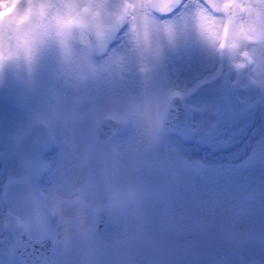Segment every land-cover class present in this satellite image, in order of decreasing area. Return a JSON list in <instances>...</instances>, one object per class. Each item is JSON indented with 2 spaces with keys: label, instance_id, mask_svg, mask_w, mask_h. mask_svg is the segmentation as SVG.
Returning <instances> with one entry per match:
<instances>
[{
  "label": "rangeland",
  "instance_id": "obj_1",
  "mask_svg": "<svg viewBox=\"0 0 264 264\" xmlns=\"http://www.w3.org/2000/svg\"><path fill=\"white\" fill-rule=\"evenodd\" d=\"M87 2L102 6L99 19L82 14ZM148 3L31 0L24 11L34 5L51 34L34 65L21 62L29 45L0 36V264H18L11 229L51 235L60 264H264V8L232 18L175 0L160 15ZM74 25L117 43L98 58L69 37ZM246 29L251 41H233ZM203 79L214 80L184 99L186 136L162 135L171 94ZM107 114L121 128L102 147L95 127ZM99 207L111 223L97 236Z\"/></svg>",
  "mask_w": 264,
  "mask_h": 264
},
{
  "label": "clouds",
  "instance_id": "obj_2",
  "mask_svg": "<svg viewBox=\"0 0 264 264\" xmlns=\"http://www.w3.org/2000/svg\"><path fill=\"white\" fill-rule=\"evenodd\" d=\"M30 3L31 0H0V36L7 40L9 46H17L20 52L23 51L20 48L22 44L34 50L51 37L50 33L40 30L41 21L35 13L34 5L24 11L25 5ZM59 7L50 6V15L54 10L59 11ZM78 7L85 17L100 18L101 5L87 2Z\"/></svg>",
  "mask_w": 264,
  "mask_h": 264
},
{
  "label": "snow or ice",
  "instance_id": "obj_3",
  "mask_svg": "<svg viewBox=\"0 0 264 264\" xmlns=\"http://www.w3.org/2000/svg\"><path fill=\"white\" fill-rule=\"evenodd\" d=\"M203 3L205 4L206 8L209 10L208 12H210L213 16L217 15V9L220 8L222 9V11L219 13L220 15H230L231 14V9L233 8H237L238 10H241L242 12V16L244 15H248L252 10L251 8H248L245 6V3L243 2V0H229L228 3H225L223 5H217V6H213L214 4H210L208 2V0H203ZM247 3L251 4L252 0H247ZM259 3H264V0H259ZM145 4H141L139 7H137L136 9L142 10L145 8L144 6ZM146 6L148 8H151L153 11H161V5L159 4H154V3H148L146 4ZM167 7H171V3H169L167 5ZM207 12V13H208ZM161 14H168L167 12H162ZM206 15L202 18L205 19ZM202 27L204 29V31L207 33L209 39L213 40V41H217L218 35L219 33L214 32L212 30H210L209 28L204 27V25L202 24ZM59 30L63 31L64 29V25H59L58 26ZM255 31L254 30H244L241 32H236L235 34H233L232 39L233 41L237 40V39H244L247 41H251L255 35ZM225 36H227V32H225ZM220 47L221 48H226L227 45L224 41H221L220 43ZM233 47H235V44H232ZM247 55V54H245Z\"/></svg>",
  "mask_w": 264,
  "mask_h": 264
},
{
  "label": "water",
  "instance_id": "obj_4",
  "mask_svg": "<svg viewBox=\"0 0 264 264\" xmlns=\"http://www.w3.org/2000/svg\"><path fill=\"white\" fill-rule=\"evenodd\" d=\"M234 10H235V8L231 9V14H233ZM70 33L76 39H80L79 41L81 43H86V44L90 45L92 48L97 47V45H98V48H97V54L98 55H102L105 52V47L107 46V42L102 40V39L96 38L91 33H89L88 30H82V29L75 28V29H72ZM84 33H88L91 37H87ZM98 42H101L103 45L97 44ZM167 117L169 119L170 115H168ZM168 119H166V121H165L166 123H168ZM183 119H184V121L182 122V125L180 127L177 126V125L175 126L176 131L178 133H181V134H183L185 132V130H186V117H185V115H183ZM173 120L177 121L179 123V122H181V116H178V119L174 118ZM105 144H106V141H104L103 145H105ZM0 166H1L0 172H5V170H6V162L1 160ZM104 226H105V223L102 220L100 222V228H103ZM101 231L102 230L99 229V232H101ZM16 238H17L18 242L21 239H24V240H26L28 242L32 241L29 238L27 233H23V234H17L16 233ZM32 242H34V241H32Z\"/></svg>",
  "mask_w": 264,
  "mask_h": 264
},
{
  "label": "bare ground",
  "instance_id": "obj_5",
  "mask_svg": "<svg viewBox=\"0 0 264 264\" xmlns=\"http://www.w3.org/2000/svg\"><path fill=\"white\" fill-rule=\"evenodd\" d=\"M251 5H252V10H255L257 6L259 7V9L260 8H262V9L264 8V3H259V0H252ZM26 51H28V53H26L25 55H23V58H22L21 62L22 63L24 62V64L25 63L26 64H32V65L36 64V61H37L36 60V48L34 50H32L31 48H29ZM260 52L263 53L264 52V49L260 50ZM205 58L207 59V55H205ZM246 94H249L250 95L251 93H249V91H246ZM206 107L209 108V106H206ZM205 111H204V114H201V116H200V118L202 120V124H206L207 123L206 122L207 119L210 117V114L208 113V110H205ZM151 126L152 127H150L149 129H147L145 131V133L147 135L150 134L152 132V130H153V125H151Z\"/></svg>",
  "mask_w": 264,
  "mask_h": 264
}]
</instances>
